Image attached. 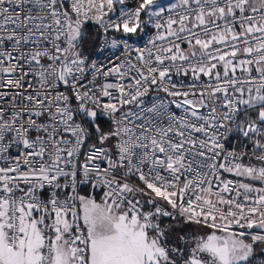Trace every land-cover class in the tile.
Instances as JSON below:
<instances>
[{"label": "snow or ice", "instance_id": "obj_1", "mask_svg": "<svg viewBox=\"0 0 264 264\" xmlns=\"http://www.w3.org/2000/svg\"><path fill=\"white\" fill-rule=\"evenodd\" d=\"M0 264H264V0H0Z\"/></svg>", "mask_w": 264, "mask_h": 264}, {"label": "trees", "instance_id": "obj_2", "mask_svg": "<svg viewBox=\"0 0 264 264\" xmlns=\"http://www.w3.org/2000/svg\"><path fill=\"white\" fill-rule=\"evenodd\" d=\"M89 43H92V40H90Z\"/></svg>", "mask_w": 264, "mask_h": 264}]
</instances>
